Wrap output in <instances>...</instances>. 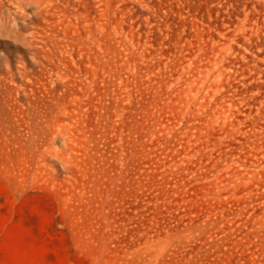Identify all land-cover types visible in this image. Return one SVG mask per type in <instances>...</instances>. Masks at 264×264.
Returning <instances> with one entry per match:
<instances>
[{
  "label": "rangeland",
  "instance_id": "rangeland-1",
  "mask_svg": "<svg viewBox=\"0 0 264 264\" xmlns=\"http://www.w3.org/2000/svg\"><path fill=\"white\" fill-rule=\"evenodd\" d=\"M263 2L0 0V264H264Z\"/></svg>",
  "mask_w": 264,
  "mask_h": 264
},
{
  "label": "bare ground",
  "instance_id": "bare-ground-1",
  "mask_svg": "<svg viewBox=\"0 0 264 264\" xmlns=\"http://www.w3.org/2000/svg\"><path fill=\"white\" fill-rule=\"evenodd\" d=\"M19 1L21 2V1H23V0H19ZM258 1H262V2H263L264 0H258ZM263 3H264V2H263ZM263 5H264V4H263Z\"/></svg>",
  "mask_w": 264,
  "mask_h": 264
}]
</instances>
